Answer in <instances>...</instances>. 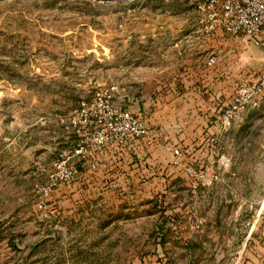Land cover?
<instances>
[{
	"label": "rangeland",
	"instance_id": "rangeland-1",
	"mask_svg": "<svg viewBox=\"0 0 264 264\" xmlns=\"http://www.w3.org/2000/svg\"><path fill=\"white\" fill-rule=\"evenodd\" d=\"M194 15L187 0H0V264L248 259L249 231L264 225V105L194 160L193 143L216 117L191 118L186 103L172 102L188 91L178 65L190 41L157 38L167 24L188 30ZM107 84L156 141L92 149L72 159V181L45 193L52 161L76 143L70 115Z\"/></svg>",
	"mask_w": 264,
	"mask_h": 264
},
{
	"label": "built area",
	"instance_id": "built-area-1",
	"mask_svg": "<svg viewBox=\"0 0 264 264\" xmlns=\"http://www.w3.org/2000/svg\"><path fill=\"white\" fill-rule=\"evenodd\" d=\"M187 1L203 22V31L207 37L220 32L243 36L255 45L260 44V37L264 34V0ZM216 59L211 54L208 63L212 64ZM115 91L116 86L113 84L96 87L70 115L69 124L76 134V143L72 150L59 153L52 161L51 170L47 172L45 193L72 181L76 172L72 159L77 157L82 160L92 149L104 151L106 148L117 147L122 151H133L134 144L140 140L156 141V133L137 114L115 102ZM263 92L264 63L255 80L240 83L230 101L222 107L217 120L220 129H230L249 106L258 104ZM214 148L218 151L223 149L219 143ZM181 154L179 147L172 149V164H180Z\"/></svg>",
	"mask_w": 264,
	"mask_h": 264
},
{
	"label": "crops",
	"instance_id": "crops-1",
	"mask_svg": "<svg viewBox=\"0 0 264 264\" xmlns=\"http://www.w3.org/2000/svg\"><path fill=\"white\" fill-rule=\"evenodd\" d=\"M187 3L190 4L188 1ZM163 18L165 22H169L165 17ZM187 23L185 27L188 30L183 29L184 27L173 28L171 24L161 26L162 30L158 27L159 35L157 38L166 40L169 37L178 36L187 37L190 41L188 62L186 65H178L183 67L182 70H186L188 77H190V81L187 83L188 91L185 95H172L171 100L174 99L172 102L176 103H186L187 112L191 118L202 116L208 119L214 116L217 122L220 110L230 101L236 86L243 82H253L261 69L264 63V34L260 37L259 45L251 46L243 44L245 37L243 39L238 35L233 36L217 32L214 36L207 37L203 31V22L199 20L197 15L189 18ZM180 40L174 44L176 51L181 48ZM213 52L217 54V67L215 69H211L210 66L206 65L207 57ZM177 80L176 78V82H172V84H178ZM258 104L264 105V92ZM253 107L250 106L247 111L259 109ZM127 108L130 110V106ZM194 130H196L195 127ZM191 132L197 133L198 131ZM202 133L200 141L193 143V146H196L192 147L194 160L199 152H202L201 156L206 154L210 148L208 142L210 138L221 140L223 137L217 123L204 128ZM207 162H210L209 156ZM201 163L203 164V160ZM129 168L128 166V170ZM204 182L207 181L202 178L201 183L204 184ZM249 232L251 243L244 253V256L248 259H243V254H240L237 256L236 262L238 261L237 264H243L244 262L245 264H264V225L262 228L257 227L256 229L252 226ZM244 243L242 242L241 246H244Z\"/></svg>",
	"mask_w": 264,
	"mask_h": 264
}]
</instances>
